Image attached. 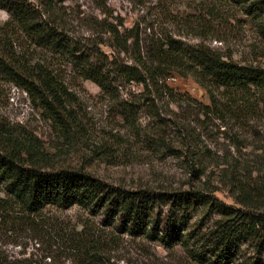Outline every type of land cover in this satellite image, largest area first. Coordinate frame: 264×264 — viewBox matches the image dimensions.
<instances>
[{
  "label": "rangeland",
  "instance_id": "rangeland-1",
  "mask_svg": "<svg viewBox=\"0 0 264 264\" xmlns=\"http://www.w3.org/2000/svg\"><path fill=\"white\" fill-rule=\"evenodd\" d=\"M257 1L65 0L59 4L56 0L55 3L59 29L66 38L82 52H96L108 63L116 57L120 62L133 64L136 48L131 46L127 53L118 52L116 40L100 28L102 19L117 26L122 34L138 26L135 32L139 34L143 53L173 37L185 47L204 45L234 62L264 67V3L252 6ZM8 19L9 14L0 8V37H4L3 31L8 32L15 38L17 51L55 71L67 87L69 94L64 97L76 118L70 132L64 134L0 69V133L12 130L15 136H31L39 148L36 159L39 166L49 170H80L109 188L148 191L154 206L147 233L140 235L127 230L118 217L109 218L105 208L49 205L44 211L28 216L23 207L14 206L6 219L0 218V258L20 260L21 264H218L212 262L215 255L209 252L210 245L198 247L199 252H204L198 258L189 252L186 242L177 241L169 233L174 236V230L179 231L183 240L194 247L199 239L206 242L223 217V209H246L237 202L235 190L223 180L217 166L222 158L232 153L239 155L231 140L223 137L224 127L219 128L216 118L202 123L196 110L188 107L190 103H181L184 95H190L208 104L207 90L192 76L174 73L167 82L178 94H152L157 98L154 106L150 98L146 99L143 85L113 73L116 91L104 92L97 83L80 75L72 56L38 47L23 31L3 28ZM1 55L4 53L0 46ZM125 100L135 103L137 113L132 121L120 114V103ZM156 114L165 119H185L192 127L193 138L187 142L178 138L171 127L166 129L165 143L175 147L177 153L156 138ZM252 125L254 132L250 128H235L233 132L249 144L254 140L251 134L264 136V116ZM189 149L208 151L212 156L203 161L202 177L192 172L184 155H180V151L189 153ZM251 153V148H243L240 155L250 158ZM239 174L243 179L244 172ZM5 188L6 184L0 182L1 197L6 195ZM193 191H201L205 197L197 202L192 200L184 210L177 193ZM155 225L156 230L152 231ZM237 251L230 264H252L258 258L264 264V254L253 240Z\"/></svg>",
  "mask_w": 264,
  "mask_h": 264
},
{
  "label": "trees",
  "instance_id": "trees-1",
  "mask_svg": "<svg viewBox=\"0 0 264 264\" xmlns=\"http://www.w3.org/2000/svg\"><path fill=\"white\" fill-rule=\"evenodd\" d=\"M34 1L0 0V8L9 14L3 28L13 27L19 32L23 31L38 47L72 56L80 75L97 83L104 92L116 91L114 89L117 81L113 73L143 85L146 99L150 98L154 106L157 98L152 97V94H175L167 82L174 73L183 77L192 76L207 90L210 99L208 104L199 102L190 95H184L181 103H190L188 107L196 110V117L202 123L208 124L209 120L216 118L219 128L224 127L223 137L231 140V145L239 155L232 153L218 161L217 166L221 170L223 180L235 190L237 202L246 209H223V217L210 231L206 242L202 243L203 240L199 239L192 245L194 247H190L188 241L183 240L179 231L174 230V236L169 233L177 241L186 242V248L198 258L203 257L204 253L199 252L198 247L210 245L209 252L215 255L213 263L230 264L233 262L231 257L238 253V248L249 240H253L255 247L263 255L264 136L253 133L251 136L254 140L246 144L242 137L233 131L235 128H250L254 132L252 122L264 116V67L234 62L204 45L185 47L182 41L173 37H168L165 42L143 53L139 34L135 32L138 26L122 34L117 26L102 19L99 21L100 28L102 32H109L116 40L120 48L118 52L127 53L131 46L136 48L134 65L120 62L116 57L108 63L96 52H82L76 44L66 38L59 29L56 0ZM64 1L58 0V3ZM256 3H264V0H258L252 6ZM3 32L4 37H0V46L4 53L0 57L2 73L29 95L48 120L55 123L64 134L69 133L76 117L72 115L64 97L69 94L64 81L47 64L29 59L21 51H17L14 47L15 38L8 32ZM113 46L115 45L112 44L111 47ZM120 104L121 116L132 121L137 113L135 103L125 100ZM184 120L157 116L156 138L174 153H177V149L171 144H166L163 136L166 129L171 127L173 133L182 141L187 142L193 138L192 127ZM248 132L250 133V130ZM243 148H251L252 157H242L240 153ZM189 150V153L180 151V155H184L182 157L192 168L191 171L202 177L205 174L203 161L212 156L208 151ZM38 153L39 148L31 136H15L12 130L0 133V182L6 184V195L0 196L1 219H6L9 211L17 205L23 207L28 216L44 211L49 205L58 208L80 205L94 210L105 208L109 218L115 220V217H118L122 225L133 234L147 233V226L151 222L150 210L154 206L151 193L121 187L109 188L100 179L80 170L46 169L36 163ZM241 171L244 172L243 179L240 178ZM177 196L181 203L179 205L184 210L192 200L197 202L205 197L201 191L180 192ZM172 225L176 226V223ZM155 230L156 225L152 231ZM0 264L21 262L4 257L0 258ZM252 264H261L260 259H256Z\"/></svg>",
  "mask_w": 264,
  "mask_h": 264
}]
</instances>
